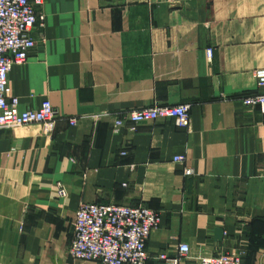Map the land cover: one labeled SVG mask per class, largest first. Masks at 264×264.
Wrapping results in <instances>:
<instances>
[{"label": "crops", "instance_id": "crops-1", "mask_svg": "<svg viewBox=\"0 0 264 264\" xmlns=\"http://www.w3.org/2000/svg\"><path fill=\"white\" fill-rule=\"evenodd\" d=\"M40 11L6 93L20 109L48 99L57 117L0 131V264H95L68 251L83 202L158 210L145 264L179 243L186 264L227 250L264 264V113L241 102L264 69V0H44ZM182 103L188 128H113L115 113Z\"/></svg>", "mask_w": 264, "mask_h": 264}, {"label": "built area", "instance_id": "built-area-1", "mask_svg": "<svg viewBox=\"0 0 264 264\" xmlns=\"http://www.w3.org/2000/svg\"><path fill=\"white\" fill-rule=\"evenodd\" d=\"M44 0H0V131L4 128L42 123L54 125L57 113L48 99L37 107L20 109L19 99L8 96V75L13 65L26 61L28 51L35 46L31 31L42 26L45 15L40 11ZM211 56V49L206 51ZM256 90L245 95L244 106L258 107L264 113V69L254 71ZM104 115V114H103ZM101 116V115H99ZM99 116H95L96 118ZM158 119H172L178 127L190 125V105H150L113 114V128L117 131L126 122L130 129L141 123ZM77 119L71 117L70 124ZM175 163L184 164L183 155L172 157ZM194 173L185 166L184 175ZM57 197L65 198L67 189L60 181L55 183ZM160 223V212L144 205L129 206L116 203L83 202L73 220V238L68 251L72 258L92 261L95 264H145L146 241ZM189 246L179 243L174 255L159 253L161 264H186ZM197 264H242V253L227 250L201 256Z\"/></svg>", "mask_w": 264, "mask_h": 264}]
</instances>
